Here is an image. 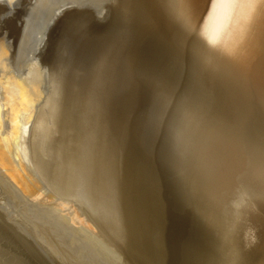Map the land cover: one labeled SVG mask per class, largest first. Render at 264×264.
Listing matches in <instances>:
<instances>
[{
  "label": "rangeland",
  "instance_id": "obj_1",
  "mask_svg": "<svg viewBox=\"0 0 264 264\" xmlns=\"http://www.w3.org/2000/svg\"><path fill=\"white\" fill-rule=\"evenodd\" d=\"M129 1L0 0V44L7 51L0 67L1 133L13 138L17 125L29 120L13 159L40 193H24L0 168V264H256L263 253L246 233L252 211L264 214L259 190L246 187L239 174L249 206L240 205L236 193L230 198L237 187L226 192V204H213L194 189L182 158L194 128L183 120L191 111L199 114L193 104L215 94L221 78L209 86L204 55L190 50L197 37L208 45L198 34L201 25L181 51L177 37L170 41L145 21L140 3ZM240 80L226 84L228 100L247 107L239 124L244 148L264 135V89L248 82L249 94L235 90ZM8 82L37 87L30 112L8 102L15 91H6ZM133 91L143 95L141 106L120 108L133 127L128 134L109 116L119 113L122 102L114 109L115 100ZM223 117L212 115L205 126L216 132ZM249 163L242 172L250 166L264 172L263 163ZM262 255L257 264H264Z\"/></svg>",
  "mask_w": 264,
  "mask_h": 264
},
{
  "label": "bare ground",
  "instance_id": "obj_2",
  "mask_svg": "<svg viewBox=\"0 0 264 264\" xmlns=\"http://www.w3.org/2000/svg\"><path fill=\"white\" fill-rule=\"evenodd\" d=\"M129 3L131 4L132 7L135 5V3H140L139 5L140 6L142 5L141 7L144 8L147 14L145 15L146 16L145 21L147 23L153 24L155 27L161 30V32L163 34H166L169 37V39L171 38L170 41L173 40V38L177 37L178 43L176 42L177 46L175 49L178 48V50L181 49V51L183 50V48L185 49L188 48L189 37L193 36L191 34L195 33L196 30H198L197 28L199 27V25H201L199 33L198 32L196 33H198L200 37L202 34L203 40L206 41L208 40L207 41L208 45L207 44L205 45L204 43L200 44L201 42L199 41L201 40H199L197 37L196 39L199 40L198 42L195 38L192 39V42H190V46H191L190 50H192L193 52L195 51L197 54L196 56L202 54L204 55L203 65L205 66L203 67L204 70L208 72L207 84H209V86H211L216 79H219V77H221L218 83V87L216 89H213L215 94H210L208 99L207 100L205 99L203 102H197L195 104L192 103L195 106V109L193 110H196L197 112H199V114L195 116L192 114L194 111H191V113L185 116L183 120L185 124L190 123L194 125V128L192 126L193 129L191 130L190 134H188L185 137L186 146L187 144L190 145L189 147L187 146L188 147L186 149L187 152H185L186 155L183 154L182 157L183 160L187 163V167L193 171V179L191 181L193 187L195 185L194 189L196 190L197 188H199L200 193L205 194L207 196V198L205 199H208V201L213 204L219 202L226 204L227 202H223V200H225L226 194H228L226 192L232 187L233 188L237 187L236 192L232 191L231 195L230 194L228 195H230V198H233L232 195L236 193V195H239V197L241 198V200H239L240 205L243 204L244 202L245 203L247 202V204L245 205V207H247V205L249 206L250 203H248V200L246 198L245 195L246 193L245 190L243 189L244 186H242V184H239L237 181V175L240 174L238 180L240 182L242 180V182L245 183L246 187H252V188L255 187L256 190H259L257 193H255V196H257L256 199L258 198L261 202L264 203V172L261 173L259 170H255L256 167H254L253 169L250 166L252 165L251 163L253 164L263 163L264 165V141L262 142V140H260L261 137L264 135L261 136V134L259 133L261 136L259 139L258 138L259 135L256 136L255 133L254 134L250 133L248 134L249 136L251 135L249 138L253 137L254 135L256 136L255 140L251 138L250 142L252 140L253 141L250 144L249 141H247L249 145H247L244 148L240 144V139H239L241 132L240 130L241 128L239 127L241 121L240 118L242 116V113L247 109V107L245 105L240 106L238 103L230 102L228 100L227 93L229 92L230 88L226 84L233 78L239 77V80L240 79L241 80L236 85L235 90H244L245 93L249 94L250 88H248L249 85L248 82L254 83L256 88H258L260 91L264 89V0H130ZM191 38L192 37H190V39ZM174 40L176 41V38ZM173 45H175L174 41H173ZM203 45L207 46L206 49H211L212 52L206 51L204 53L203 48L205 47H203ZM181 51L180 52L178 51V54H180ZM6 57H7V51L4 48V46L0 44V67L2 68L4 67ZM130 62L129 64H132V62L131 63ZM114 70L116 72V70L118 69L115 68ZM213 71H216V74H212ZM130 73L132 74V72ZM113 76H116V74H114ZM115 78L117 79L118 77L117 76L114 77L113 78L114 81L116 80ZM138 78L141 77H137L136 79ZM129 81L130 80H128V85L130 84L129 85L130 88L133 89L134 86L137 87L135 80H133L135 85L134 84L132 85L131 83H129ZM126 85L125 88H128V86ZM141 85L142 84H138V87L140 88ZM10 86H13L15 88V91L13 93H10V95L8 96V102L14 106V109H16V111L30 112L29 109L31 107V103L34 97L37 96V87L35 86L28 87L23 82L21 83L8 82L7 84H5L6 91H9ZM111 86L108 89L110 93L111 90H113L112 88H114V86L115 88L119 87V85H116V83L114 86L112 87ZM128 89H126V91L129 92ZM109 91H107V93ZM125 96L123 99H126V97H128V95L126 97ZM140 97H143V95L140 96L139 91H133V93H131V95L126 100H122V101L115 100L113 107L114 109L119 105V102H122V104L120 103L122 106L120 105L119 109L115 111L119 113L117 114L115 113L113 118L109 116V119H112L111 121H116V120L119 121L121 131L125 132L126 130H128L127 133L130 134L131 132L129 129H133V127L132 128L130 127L129 124L130 122H126L129 121L127 120L128 118L126 117L128 115L122 111L120 112V110L122 109L123 105L124 107H127L126 109H129L128 106L130 108L132 107L137 108L141 103ZM218 97L220 102L217 105V107L212 111H207V108L213 105L215 101H218ZM255 97H257L256 99L258 98L261 99L260 93H256ZM261 100L264 103V97ZM124 114H126V116ZM216 114H222L224 115V117L220 121L221 124L218 130L216 131L217 133L216 132L211 133L212 130L205 126L206 120L208 117H211L212 115H216ZM28 123L29 120H26V122H24V120L21 121L20 124H18L16 127L17 130L14 137L9 138L8 136H3L1 133L3 127V121L0 116V168L7 173L9 178L16 185H18L24 193L30 194L34 197H39L40 193L39 190L36 189V181L33 182V179H31L29 175H25L22 169L15 164L13 159V152L15 149H17L16 147L17 146L16 144L18 142L17 140H19L21 134L23 136V134L27 132L28 129L26 130V126H27L26 124ZM263 129H260V127H258V130L256 129V131L259 132V130L261 131ZM22 130L25 131L22 133ZM199 135H201L200 139L195 140L196 137ZM256 146L258 148H256ZM203 148H205V150L204 151L202 150V153L198 152L200 149ZM246 159L249 160L250 162L249 163L250 169L246 172H242ZM28 162L30 164L29 166H31L30 170L34 172L35 171L34 164L30 163V159ZM241 201L243 203H241ZM236 203L239 204L238 201ZM262 204L260 206L262 209H264V205L262 207ZM249 209L252 208L249 207ZM243 210L237 212L240 213ZM246 211L245 213H248ZM226 212L227 210H225L223 213ZM252 212L253 213L250 215V217L248 216V219H246L248 221L247 228H249V232L246 233H248L247 235H250V240H248L247 238L246 239L250 242L251 240L258 242V244L254 246L256 248L260 246V250L263 253L260 252V250L258 251L252 250L255 253L254 255L257 256L256 252L258 253L260 252L264 254V214H261L255 210ZM239 216L241 217V215ZM240 217H238L239 219L237 218L238 221L240 220ZM142 236L144 237L145 235ZM140 240L143 241L142 238ZM248 243L249 242H247V245ZM252 246L253 245H251V247ZM245 249L246 248H244V250ZM246 251H248V249ZM258 255L260 256L259 258L262 259L261 255L260 254ZM259 258L256 259V261L258 260L257 262H259Z\"/></svg>",
  "mask_w": 264,
  "mask_h": 264
}]
</instances>
